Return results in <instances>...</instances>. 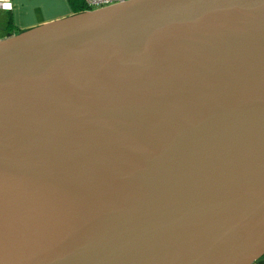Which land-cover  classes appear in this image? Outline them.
Instances as JSON below:
<instances>
[{
    "label": "water",
    "instance_id": "obj_1",
    "mask_svg": "<svg viewBox=\"0 0 264 264\" xmlns=\"http://www.w3.org/2000/svg\"><path fill=\"white\" fill-rule=\"evenodd\" d=\"M28 185L53 203L19 210L36 241L0 264L262 257L264 0H129L0 39V193Z\"/></svg>",
    "mask_w": 264,
    "mask_h": 264
},
{
    "label": "rangeland",
    "instance_id": "obj_2",
    "mask_svg": "<svg viewBox=\"0 0 264 264\" xmlns=\"http://www.w3.org/2000/svg\"><path fill=\"white\" fill-rule=\"evenodd\" d=\"M39 190H37V187L34 185H28V186H26V189L20 188V190L6 191V194H4V192L0 193V221H1L0 222L1 223L0 224V259L1 258L4 259V258H7L8 255L9 256L12 255L15 252V250L17 248H19V246L22 247V245H24V243H27V242H30L31 244L35 243L36 239L35 238H34L35 240L33 239L32 235H31L32 234L31 231L30 232L27 231L26 229H24V226H23L25 223L28 222V219L26 217H24V216H27L28 213H24V215H23V212L19 211L22 213V215H20L21 213H19L17 210L25 209L28 206V204H29V206L30 205L34 206V205L40 204L41 201H43L42 203H44V200H47L48 197H50V196L52 197L51 194L47 195V192H44V194L42 196L43 200H41V198H39L38 195L40 194V192L42 193L43 189L41 188ZM7 192H8V194H7ZM52 203L53 202H48V204H47L48 207H50L52 205ZM32 204H34V205H32ZM36 208H38V207H36ZM26 209H28V207ZM21 217L23 218V220ZM19 218H21L20 222H19V220H20ZM24 218H25V220H24ZM12 230H14V231H12ZM24 230H26V231H24ZM22 232H23V234H22ZM12 235H13V237H12ZM13 238H15V239H13ZM18 240H20V241H18ZM17 244H19V246Z\"/></svg>",
    "mask_w": 264,
    "mask_h": 264
},
{
    "label": "crops",
    "instance_id": "obj_3",
    "mask_svg": "<svg viewBox=\"0 0 264 264\" xmlns=\"http://www.w3.org/2000/svg\"><path fill=\"white\" fill-rule=\"evenodd\" d=\"M10 16L16 31L62 19L72 14L68 0H10ZM252 264H264V255Z\"/></svg>",
    "mask_w": 264,
    "mask_h": 264
},
{
    "label": "trees",
    "instance_id": "obj_4",
    "mask_svg": "<svg viewBox=\"0 0 264 264\" xmlns=\"http://www.w3.org/2000/svg\"><path fill=\"white\" fill-rule=\"evenodd\" d=\"M71 8L72 14L84 12V3L83 0H68ZM19 31H16L8 11H0V39L7 38L12 35L18 34Z\"/></svg>",
    "mask_w": 264,
    "mask_h": 264
},
{
    "label": "built area",
    "instance_id": "obj_5",
    "mask_svg": "<svg viewBox=\"0 0 264 264\" xmlns=\"http://www.w3.org/2000/svg\"><path fill=\"white\" fill-rule=\"evenodd\" d=\"M129 0H83L84 12L95 11L103 8H107L114 5H120L126 3ZM12 10V5L10 0H0V11Z\"/></svg>",
    "mask_w": 264,
    "mask_h": 264
},
{
    "label": "bare ground",
    "instance_id": "obj_6",
    "mask_svg": "<svg viewBox=\"0 0 264 264\" xmlns=\"http://www.w3.org/2000/svg\"><path fill=\"white\" fill-rule=\"evenodd\" d=\"M31 188V187H30ZM38 188V187H37ZM48 192H51V190H48ZM5 194V193H4ZM7 194H8V192H7ZM7 198V197H6ZM7 201V200H6ZM47 201V200H46ZM28 202V201H27ZM45 202V201H44ZM46 203H48V201L46 202ZM21 204V203H20ZM26 205V204H25ZM18 206V205H17ZM50 206V205H49ZM24 207V206H23ZM28 208H29V204H28V206H27ZM26 207V208H27ZM18 212H19V210H17ZM19 213H21V212H19ZM20 215H22V213L20 214ZM24 215V214H23ZM27 215V214H26ZM22 218V217H21ZM21 218H19L20 220H19V222L21 221ZM22 220H23V218H22ZM24 220H25V218H24ZM1 222V221H0ZM1 224V223H0ZM18 226V225H17ZM24 226V225H23ZM12 229V228H11ZM10 229V230H11ZM9 230V231H10ZM17 230V229H16ZM12 231H14V230H12ZM24 231H26V230H24ZM11 232V231H10ZM16 232V231H15ZM13 233V232H12ZM17 233V232H16ZM26 233V232H25ZM22 234H23V232H22ZM15 235V234H14ZM18 235V234H17ZM20 236V235H19ZM12 237H13V235H12ZM21 237V236H20ZM10 238V237H9ZM17 238V237H16ZM13 239H15V238H13ZM35 240V239H34ZM13 241V240H12ZM18 241H20V240H18ZM17 242V241H16ZM16 244V243H15ZM18 246H19V244H17ZM21 247V246H20Z\"/></svg>",
    "mask_w": 264,
    "mask_h": 264
}]
</instances>
